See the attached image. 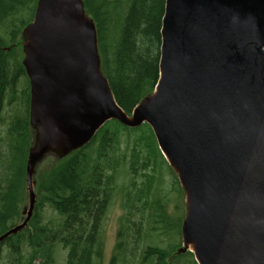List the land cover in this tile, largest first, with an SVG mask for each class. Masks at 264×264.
Instances as JSON below:
<instances>
[{
	"label": "water",
	"instance_id": "water-1",
	"mask_svg": "<svg viewBox=\"0 0 264 264\" xmlns=\"http://www.w3.org/2000/svg\"><path fill=\"white\" fill-rule=\"evenodd\" d=\"M161 33L159 81L127 113L85 0L37 1L22 44L41 139L27 158L26 218L0 242L33 216L38 161L51 149L65 158L118 120L149 124L177 173L187 206L179 252L198 264H264V0H166Z\"/></svg>",
	"mask_w": 264,
	"mask_h": 264
},
{
	"label": "trees",
	"instance_id": "trees-1",
	"mask_svg": "<svg viewBox=\"0 0 264 264\" xmlns=\"http://www.w3.org/2000/svg\"><path fill=\"white\" fill-rule=\"evenodd\" d=\"M37 1L0 0V126H6L0 137V235L20 223L32 140L28 86L18 110L14 86L23 68L17 49L7 47L34 18ZM85 8L96 22L103 72L119 105L131 113L160 78L166 0H85ZM160 158L168 164L149 124L129 128L109 121L88 144L40 170L34 215L0 242V260L59 264L61 248L64 264H101L104 218L120 193L124 215L107 264H198L193 252H179L182 240L175 237L182 239L183 218L171 219L148 173ZM122 176L129 182L120 184Z\"/></svg>",
	"mask_w": 264,
	"mask_h": 264
},
{
	"label": "rangeland",
	"instance_id": "rangeland-1",
	"mask_svg": "<svg viewBox=\"0 0 264 264\" xmlns=\"http://www.w3.org/2000/svg\"><path fill=\"white\" fill-rule=\"evenodd\" d=\"M33 20V19H32ZM27 87L26 82L24 81V77L21 78V80L14 86V93L16 95V103L15 105L18 106V110L21 106L19 104L20 98L25 92V89ZM6 102V101H5ZM30 103H31V94H29L28 98V114L30 117ZM14 105V106H15ZM10 110V106L6 107V110L4 111L6 113L5 116H7V112ZM31 129V128H30ZM6 130L5 125L0 126V137ZM34 134V140H33V134ZM32 140L30 143V147L32 146V142L34 143L33 147H36L37 144L40 142L41 139V129H39L37 126H33L31 130ZM125 145V144H124ZM56 151L55 149H51L44 157L43 159H40L41 161H38L40 163L37 164V172L34 174V180L36 178L38 179V175L41 169L46 167L48 164L55 163L57 159ZM129 164V162H127ZM148 173L154 174L157 190L162 194L163 200L167 204V212L171 219H174L178 221L180 218H185L186 212H187V206L185 201V191L182 188V185L179 182L178 176L176 171L168 165L165 161H163L161 158L156 163V170L148 166ZM130 180L127 176L120 177V184L128 183ZM138 181H141V178L138 179ZM27 187V184H26ZM27 189V188H26ZM25 203L22 206L21 211V219L18 220V222H21L26 218V212L29 208L30 199L28 195V191ZM120 193H118L112 200L109 209L107 211V214L104 218V224H103V262L101 261V264H107L114 253V249L117 243L118 238V229L120 225L121 217L124 215V209L122 207V200L120 197ZM165 204V205H166ZM34 215V213H33ZM182 236V235H181ZM172 238V236H171ZM175 241H180V236L177 235L175 237ZM173 239V238H172ZM183 242V240H182ZM183 246V243H182ZM65 257H66V251L62 250L61 248L57 252V262L59 264L65 263ZM40 262V258H36L34 260L33 264H37ZM0 264H13V260L9 258H2L0 260ZM99 264V262H98Z\"/></svg>",
	"mask_w": 264,
	"mask_h": 264
},
{
	"label": "flooded vegetation",
	"instance_id": "flooded-vegetation-1",
	"mask_svg": "<svg viewBox=\"0 0 264 264\" xmlns=\"http://www.w3.org/2000/svg\"><path fill=\"white\" fill-rule=\"evenodd\" d=\"M24 27L20 30V33H19V35L17 37L16 42L13 43L11 47H7V50H10L11 48L17 49L19 63H20V65L23 68V71H22L23 72V75L21 76V78L24 77V81L26 82V84L28 86L29 94H31L30 79H29L28 74L26 72V69H25V67L23 65L24 51H23V44H22V41H23V39H22V35H23L22 32H23ZM21 78H20V80H21Z\"/></svg>",
	"mask_w": 264,
	"mask_h": 264
}]
</instances>
